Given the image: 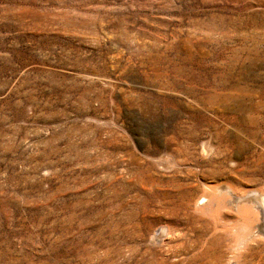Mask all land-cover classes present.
<instances>
[{"label":"rangeland","instance_id":"obj_1","mask_svg":"<svg viewBox=\"0 0 264 264\" xmlns=\"http://www.w3.org/2000/svg\"><path fill=\"white\" fill-rule=\"evenodd\" d=\"M221 184L264 193V0H0V264H224Z\"/></svg>","mask_w":264,"mask_h":264},{"label":"bare ground","instance_id":"obj_2","mask_svg":"<svg viewBox=\"0 0 264 264\" xmlns=\"http://www.w3.org/2000/svg\"><path fill=\"white\" fill-rule=\"evenodd\" d=\"M206 150L207 148L204 147L203 151ZM219 187L223 188L217 189ZM233 193L235 192L230 190V187L225 184L209 186L203 190L201 197L195 202V209L199 211L205 209H207L205 210L207 212L208 209H216L217 211L220 207H226L234 211V215L236 214L237 224L240 226L239 229H241V231L243 230V233L241 232V234L238 235L236 245L233 249V256H230V260L226 261L224 264H237L236 262L238 258H240L243 248L246 247L244 244L247 242L249 243L255 236L264 239V193L255 190H249L241 195H234ZM222 216H224V214H221V217ZM236 220L233 219L232 222L234 221L235 223ZM233 227L235 228L236 226ZM236 230L237 229H235L234 232H236ZM167 231L169 233V230ZM164 233L165 231L162 227L156 232L158 235H164Z\"/></svg>","mask_w":264,"mask_h":264}]
</instances>
